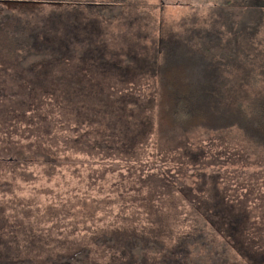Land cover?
Returning a JSON list of instances; mask_svg holds the SVG:
<instances>
[{"label":"trees","instance_id":"1","mask_svg":"<svg viewBox=\"0 0 264 264\" xmlns=\"http://www.w3.org/2000/svg\"><path fill=\"white\" fill-rule=\"evenodd\" d=\"M117 1L96 7V14L76 10L61 15L60 25L47 18H25L16 7L19 4H15L21 1H0V61L8 64L5 69L0 65V76L8 72L6 88L14 90L10 95L0 96V104L9 106L6 112L0 110V133L22 136L27 129L30 154L42 155L45 153L42 142L56 141L50 135L56 109L60 120L74 121L75 96L66 94L58 100L55 92L69 89L61 87L63 84L77 86L84 82L75 77L78 71L74 65L86 58L89 46L95 52L100 51L97 58L102 61L109 54L123 51L121 46L100 48L97 44L100 31L114 24L129 32L121 23L126 0ZM56 4L81 6L67 0ZM185 22L184 19L179 25L180 31L163 35L150 48L141 42L142 37L126 38L131 50L118 59V67L122 66L118 77L113 75V81L131 85L129 95L106 101L76 100L87 107L89 121L80 122L75 131L88 124L87 136L85 140L76 136L64 144L72 152L124 162L117 169L119 193L113 203L117 210L115 217L122 225L113 237H99L94 243L121 252L115 264H143L148 256L156 259V264H165L172 258L176 264H210L205 258L199 262L178 259L202 249L195 245L218 238L223 245L237 249L234 258L225 250V264H264V182L255 179L229 188L227 170L203 169L212 161L211 157L206 159L213 154L212 149L195 151L214 132L234 129L244 142L247 140L253 160L264 153V0H219L208 12L197 16L190 27H185ZM99 71L103 70L87 73ZM41 93L54 99H44ZM25 120L28 126L18 128L17 123ZM154 126L162 134H173L170 154L174 153L176 162L158 158L152 169L153 177L139 174L132 198L123 188V178L132 174L134 162L145 161L144 150L155 133ZM46 129L49 133H45ZM200 130H205L208 138L191 146L195 143H189V137ZM20 149H9L12 155L8 159L14 166L17 162L29 166L31 162L24 156L26 148ZM232 149L235 154H229L228 158L239 160L240 163H233L238 166L246 157ZM229 150L223 148L218 154ZM3 161L0 157V162ZM247 163L241 167H258ZM172 164L176 167H162ZM246 171L241 176L245 177ZM136 202L139 204L135 209ZM182 225L184 229L180 228ZM5 228L0 224V231ZM16 244L15 231L6 251L0 249V264H33L15 254ZM125 260L128 261L123 263ZM56 264L91 263L84 248L58 259Z\"/></svg>","mask_w":264,"mask_h":264},{"label":"rangeland","instance_id":"2","mask_svg":"<svg viewBox=\"0 0 264 264\" xmlns=\"http://www.w3.org/2000/svg\"><path fill=\"white\" fill-rule=\"evenodd\" d=\"M16 1L22 2L15 4H19L16 7L25 18H47L57 25L62 22L61 17L63 16L61 15L69 12L74 13L76 10L87 14L92 12L96 14V7L118 2L117 0H67L69 3L81 5L72 7L71 5L59 6L56 4L62 0ZM218 1L126 0L124 18L121 23L129 32L125 33L124 30L120 29L119 24H114L109 29L100 31L102 35L99 34L97 38V44L100 48L106 45L112 48H120L121 46L123 51L109 54L102 61V58H97L100 51L95 52L92 46H89L86 58L83 57L74 65L78 71V75L75 73V77L84 82L77 86L63 84L61 87L69 89L56 91V98L61 100L64 95L68 94L74 95L78 102H92L114 100L125 94L129 95L132 90L131 85H118L113 81V75L118 77L119 68L122 66L118 67V59L131 50V45L126 38L131 36L142 37L141 42L148 44L150 48L155 42L162 40L165 37L163 35H171L180 31L179 25L184 19L186 20L185 27H190L197 16L201 17L208 12L210 7H213V3L216 4ZM193 16V19L187 20L188 17L192 18ZM52 42H54L53 39ZM112 56L117 59H113ZM0 65L2 69L8 66L7 63L1 61ZM96 69L103 71L88 75L87 72ZM7 74L8 72H4L0 76V96L10 95L14 92L12 88H6L9 86ZM80 77L84 79H80ZM57 81L63 83L60 78ZM135 85L134 83L133 88ZM126 88L128 90H125ZM148 90L149 87H145V91L148 92ZM41 95L44 99H54L48 93H41ZM76 100L72 105L74 121L60 120L59 110L56 109L54 112V130L50 135L56 138V141L44 140L41 148L45 153L42 155L30 154L29 142L26 140L27 129L22 136L6 132L0 133V157L4 160L0 162V224L6 226L0 231V235H2L0 249L6 251L7 244L16 231L17 253L15 254L22 259L31 260L33 264H56L58 259L70 257L77 250L84 248L88 251V259L91 264H115V260H118L116 256L121 253L94 243V240L99 237H113L118 232L117 228L122 225V221L115 217L117 210L113 203L119 193L116 182L117 169L124 162L86 152H72L64 144L66 140L69 143L76 136L84 140L87 136L85 131L88 124L82 130L75 131L78 124L87 119V107L78 104ZM1 102L9 104V101ZM7 107L0 104L2 111ZM95 116L97 118V115ZM154 124H157L156 115L154 116ZM27 126L26 120L17 123V127L20 129ZM154 130L155 133L144 150L145 161L134 162L132 174L123 178V188L128 191L132 198L135 197L139 174L144 175V177H153L155 173L152 172V169L156 167L154 164L158 158L176 162L174 161V153L171 152L170 154L173 134H162L158 132L161 129L155 126ZM46 131L45 133H49L47 129ZM45 135L47 136V134ZM207 138V132L200 130L197 134L189 137V143H195L191 146H196L199 142L204 143ZM220 138L223 140L220 141ZM241 141H243L242 135L234 129L219 131L214 132L200 148L195 149V151L206 149L207 152L212 149L213 154H208L206 157V159L211 157L212 161L203 169H208L211 172L227 170L225 178L229 188L232 185H237L238 182L246 185L248 184L247 181H254L255 179L264 182V153H261L260 158L255 156L253 160L251 158L253 152L247 145V140L246 142L243 141L244 143ZM14 147L16 151H22L20 148L23 147L26 148L24 156L31 162L29 166L18 165V162L15 166L12 165L8 158L12 155L9 149ZM226 147L230 148L228 153L224 154L222 151V154H218L221 149ZM232 147L240 151L241 155H245L246 158L241 164L249 165L247 163L249 162L258 164V167L252 165L246 168L245 174L247 175L241 176L246 169L241 167V164L234 165L240 163L239 160L228 158L229 154H235ZM228 163L230 165L226 166ZM162 167L174 168L176 165ZM180 180L182 181V178ZM136 197L141 196L137 195ZM143 197H146V194ZM138 204L139 202L134 203L133 208L136 209ZM180 228L184 229L185 225ZM194 247L202 249L198 252L192 249V253L183 255L178 260L182 262L184 258H188L199 262L205 258L204 260L210 264H225L227 263L225 250H229L232 258L235 257L234 253H237L236 248L229 244L223 245L218 238H214L206 244H197ZM148 257L143 264H156V259L151 256ZM126 261L128 260L122 262L125 263ZM165 264H176V259H169Z\"/></svg>","mask_w":264,"mask_h":264},{"label":"bare ground","instance_id":"3","mask_svg":"<svg viewBox=\"0 0 264 264\" xmlns=\"http://www.w3.org/2000/svg\"><path fill=\"white\" fill-rule=\"evenodd\" d=\"M245 6H246V4H245ZM260 20V19H259ZM257 22V21H256Z\"/></svg>","mask_w":264,"mask_h":264}]
</instances>
